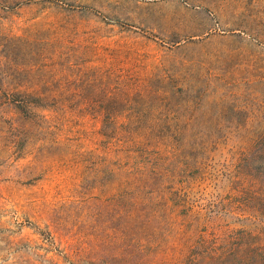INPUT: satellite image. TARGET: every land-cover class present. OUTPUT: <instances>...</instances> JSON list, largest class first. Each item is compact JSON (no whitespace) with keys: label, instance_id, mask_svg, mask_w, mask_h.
I'll return each mask as SVG.
<instances>
[{"label":"rangeland","instance_id":"374dc122","mask_svg":"<svg viewBox=\"0 0 264 264\" xmlns=\"http://www.w3.org/2000/svg\"><path fill=\"white\" fill-rule=\"evenodd\" d=\"M0 264H264V0H0Z\"/></svg>","mask_w":264,"mask_h":264}]
</instances>
